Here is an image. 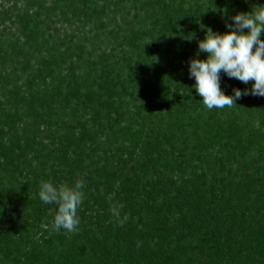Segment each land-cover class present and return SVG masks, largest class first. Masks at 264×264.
Returning a JSON list of instances; mask_svg holds the SVG:
<instances>
[{
	"label": "trees",
	"instance_id": "16d2710c",
	"mask_svg": "<svg viewBox=\"0 0 264 264\" xmlns=\"http://www.w3.org/2000/svg\"><path fill=\"white\" fill-rule=\"evenodd\" d=\"M261 4L0 0V264H264V97L208 110L188 74ZM47 180H83L78 231Z\"/></svg>",
	"mask_w": 264,
	"mask_h": 264
},
{
	"label": "clouds",
	"instance_id": "9594fccd",
	"mask_svg": "<svg viewBox=\"0 0 264 264\" xmlns=\"http://www.w3.org/2000/svg\"><path fill=\"white\" fill-rule=\"evenodd\" d=\"M225 28L228 30L223 33L208 28L205 38L198 42L197 52L188 62L189 77L195 80L196 93L203 98V105L208 110L230 108L242 95L264 97V39L261 38L264 4L253 7L250 12H237L230 22H225ZM200 53H206V58L201 59ZM221 73L245 85L252 81L251 88H234L233 94H226L221 87ZM83 188V180L72 185L41 181L40 201L56 205L54 231H78L81 222L78 211L85 198ZM107 199L111 216L123 227L129 215L122 214V205L112 203L111 195Z\"/></svg>",
	"mask_w": 264,
	"mask_h": 264
}]
</instances>
